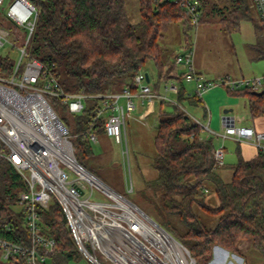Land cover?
<instances>
[{
	"label": "trees",
	"instance_id": "16d2710c",
	"mask_svg": "<svg viewBox=\"0 0 264 264\" xmlns=\"http://www.w3.org/2000/svg\"><path fill=\"white\" fill-rule=\"evenodd\" d=\"M29 1L37 9V22L28 53L51 70L67 93H116L126 87L137 92L135 77L149 61L158 70L154 92L162 79L176 81L178 104L165 102L173 109L159 113L157 153L153 160L158 176L148 189L154 190L159 199L160 225L190 251L196 264H212L216 246L241 256L238 245L244 240L264 253V153L257 150L254 157L245 159L238 149L234 164L218 165L213 154L216 136L204 139L201 126L187 113L190 108H201L204 118L208 117L203 99L191 94L185 85L184 70L175 63L178 53L167 52L164 45L166 34L179 21L182 9L172 2L139 0L141 20L132 23L126 0ZM198 1L201 26L218 20L225 31L232 33L239 31L245 21L256 25L252 0ZM0 24L16 37L17 45L22 43L24 30L10 21L0 20ZM256 26V42L248 45L252 61L264 60V27ZM14 66L10 55L0 54V76H11ZM148 76L146 83L151 81ZM226 91L247 100L253 119L264 117V93L258 95L246 88ZM50 102L60 118L64 114L69 116V121L63 122L72 135L76 158L95 174L88 163L94 153L93 144L82 134L105 133L103 120L93 122L96 101L86 100L81 114H70L57 99ZM2 151L6 148L0 145ZM223 167L232 171L229 181L220 174ZM207 183L215 187L217 206L204 199ZM26 191L28 184L22 175L0 156V238L28 246L30 233L20 204V195ZM199 212L216 218L214 226L205 224ZM38 213L41 232L56 241L53 252L42 264H71L80 260L83 254L60 203L53 199L47 207L40 206ZM0 263L25 264L21 257Z\"/></svg>",
	"mask_w": 264,
	"mask_h": 264
},
{
	"label": "built area",
	"instance_id": "2783aa9c",
	"mask_svg": "<svg viewBox=\"0 0 264 264\" xmlns=\"http://www.w3.org/2000/svg\"><path fill=\"white\" fill-rule=\"evenodd\" d=\"M6 0H0V9ZM172 2L182 9L183 18L193 29L200 25L201 6L198 0H154ZM258 18L264 23V0H252ZM6 17L24 30L20 45L10 40L11 32L0 24V50L11 43L18 51V62L11 76H0V152L22 175L28 191L20 195L30 233L28 246L0 238V258L9 261L21 257L25 264H42L53 252L56 241L41 232L38 208L47 207L54 199L66 213L68 223L82 254L94 264H196L190 251L166 231L139 206L118 193L97 175L79 163L72 135L53 108L50 99L67 106L70 114H81L86 100L96 101L93 122L103 120L105 133L121 146L129 163L126 121L135 109L139 97L148 111L153 103L178 104L167 93H178L175 83H167L164 92H154L146 83L141 70L135 77L137 92L126 87L121 92L96 95L67 93L40 60L28 53V45L35 31L37 9L29 0H11ZM176 65L184 70V81L193 84V94L203 99L212 89L229 91L264 89V75L254 77H218L206 79L195 66L193 46L178 53ZM124 100V103L121 102ZM145 110V111H146ZM187 111V110H186ZM201 126L204 139L211 136L234 138L250 143L264 153V133L252 127L237 126L235 119H223L224 130L217 133L210 126V117L193 116ZM146 121V115L140 116ZM91 144H99L96 132L83 133ZM214 157L223 166L225 153L215 148Z\"/></svg>",
	"mask_w": 264,
	"mask_h": 264
},
{
	"label": "rangeland",
	"instance_id": "374dc122",
	"mask_svg": "<svg viewBox=\"0 0 264 264\" xmlns=\"http://www.w3.org/2000/svg\"><path fill=\"white\" fill-rule=\"evenodd\" d=\"M10 2L11 0H6L4 6L0 9V20L2 21H9L6 17V11ZM126 9L132 23H137L141 20L139 0H126ZM252 15L256 25H258L259 29H262L264 24L260 22L254 6ZM256 25L250 21H245L242 23L239 31L228 33L223 29L218 20H212L210 23L202 26L199 25L197 29H193L181 15L179 21L174 23L166 34L164 45L167 52L174 51L176 53L182 52L188 45L193 46L196 69L198 68L206 79L216 80L218 77H240L241 75H245V77L261 76L264 73V62L252 61L248 55V45L256 42V34L258 32ZM187 33L189 36L186 37ZM9 38L17 45L18 41L14 35L11 34ZM0 54H8L15 64L18 62V51L11 43H7L0 50ZM142 71L151 76L150 85L153 87L158 81V70L155 64L151 61L146 62ZM188 85L191 89L190 93L193 94L194 85ZM162 90L164 91L163 88ZM232 97L227 92H224L226 102ZM245 104L246 99H242L239 111L236 113L238 125H251L252 120H254L250 115L248 105L246 106ZM169 108L173 109L172 107ZM224 108L225 104H222L221 111L218 113L220 117L223 115ZM189 112L197 118L208 119V117L204 118V114L200 110L190 108ZM216 115L213 112L214 118ZM61 118L65 123L69 121V116L66 114L62 115ZM152 122V119L137 122L132 117L127 118L129 163L122 155L121 146L116 144L105 133L98 134L99 144L93 145L94 153L88 159V163L95 169V175L102 181L135 203L160 224L161 216L158 213L159 199L154 195V190L148 189V185L153 183L158 176L153 165V160L157 153L155 146L157 130ZM217 141L219 142V146L222 145L221 148L226 147V154L230 153L229 156L232 160H227V156H225L224 164L227 165L228 163H235L237 161L238 149L240 147L241 149H245V156L250 155V151L255 152L257 150L254 146L252 148L245 147V144L225 142L216 137V143H218ZM223 169H226V167H223ZM206 188L204 199L208 204L217 206L218 199L214 185L207 183ZM199 213L205 224L214 226L215 223L213 222L214 220L216 221V218L206 213ZM238 248L242 254L244 253L239 256L241 258L239 264H242L243 261L247 264H264V253L254 249L249 241L244 240L240 242ZM71 264L94 263L83 255L80 260L73 261Z\"/></svg>",
	"mask_w": 264,
	"mask_h": 264
},
{
	"label": "crops",
	"instance_id": "0c3cea01",
	"mask_svg": "<svg viewBox=\"0 0 264 264\" xmlns=\"http://www.w3.org/2000/svg\"><path fill=\"white\" fill-rule=\"evenodd\" d=\"M250 59H251V57H250ZM260 61L264 62V60H260ZM181 70H182V68H181ZM197 71L200 73L198 68H197ZM262 75H264V73ZM240 77H245V75H241ZM240 77H235V78H240ZM167 83H175L177 85L175 80H170V81L167 82V81H165V79H162L160 84H159L157 92L165 93L162 90V88L164 89V87H165V85ZM185 85H186L187 89L189 91H191L189 85L188 84H185ZM224 92H227V91L225 89H223V88H215V89H212L209 92H207L204 95V97H203V101H204L205 109H206L205 111L207 112V114H209V117H210V126H211V128L214 131H216L217 133H222L223 130H224L223 119L225 117H231V118L235 119V123H236L237 126L252 127L257 132L264 133V122H263L264 121V117H260V118L252 120V124L251 125H243V124H239L238 125L237 124V115H236V113H238V111H239V106H240V103L242 102V99H245V98L233 96L232 98H229L227 100V102H226V99L224 98ZM166 95L171 97V98H175L177 94L169 92ZM121 102L124 103V100H121ZM134 103H135V109L132 112L130 117H132V119H134L135 121L140 122L141 121L140 120V116L146 115V120L152 119V121H153L152 124H153L154 127L156 126L155 127L156 130H157L158 126H159V113H160V111L161 110L162 111L163 110L171 111V109L169 108L170 106L166 105L165 103H158V102L149 105L150 107H149V109L147 111L145 104H143L142 99L139 98V97H136L134 99ZM222 104H225L224 110L225 109H232V112H229L226 115V114H224V110H223V113H222L223 115H222V117H220L218 115V113H220V111H221L220 109L222 108ZM245 105L247 106V100H246V104ZM195 110H200L201 112H203L202 114H204V111L201 108H195ZM213 112L215 114H217L215 116V118L213 116ZM142 122H144V121H142ZM216 137L218 139L220 138V139L224 140L225 142H227V141L233 142V143L234 142H236V143L238 142L234 138H230V137L229 138H222L220 136H216ZM238 143L245 144V147H251V148L253 147V145L250 144V143H245V142H238ZM221 146H219V142H218V143H216L215 147L216 148H221ZM222 149L225 150L224 153H225V156H227L226 157L227 160H229V159L232 160L230 158V156H229L230 153L226 154V150H227L226 147H224ZM240 151H241L242 156L245 159H250V158L254 157L257 154V152H258L257 150L255 152H251L250 151V153H249L250 155L245 156L244 155L245 149H241V147H240ZM230 164H234V163H230ZM230 164L228 163V165H230ZM225 165H227V164H225ZM220 174H221V176L223 177V179L225 181H229L231 179V176H232V171L226 167V169L222 168L220 170ZM229 177H230V179L228 180ZM240 259L241 258L239 256L231 255L226 250L216 246L213 249V257H212L211 262H212V264H239L240 263V261H239ZM0 262H2L1 258H0ZM0 264H4V263H0ZM242 264H247V263L243 261Z\"/></svg>",
	"mask_w": 264,
	"mask_h": 264
},
{
	"label": "water",
	"instance_id": "95a60500",
	"mask_svg": "<svg viewBox=\"0 0 264 264\" xmlns=\"http://www.w3.org/2000/svg\"><path fill=\"white\" fill-rule=\"evenodd\" d=\"M146 79H147V82H149V76H148V74H146ZM264 93V91H260V92H256V94H258V95H262ZM229 112H232V109H225L224 110V114H228Z\"/></svg>",
	"mask_w": 264,
	"mask_h": 264
}]
</instances>
